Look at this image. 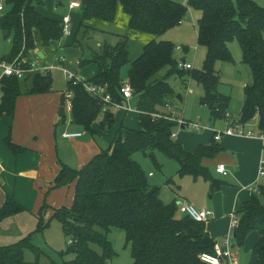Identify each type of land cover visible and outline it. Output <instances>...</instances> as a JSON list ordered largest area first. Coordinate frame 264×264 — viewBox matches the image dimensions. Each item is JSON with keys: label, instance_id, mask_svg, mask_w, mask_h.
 Returning <instances> with one entry per match:
<instances>
[{"label": "trees", "instance_id": "trees-1", "mask_svg": "<svg viewBox=\"0 0 264 264\" xmlns=\"http://www.w3.org/2000/svg\"><path fill=\"white\" fill-rule=\"evenodd\" d=\"M58 4L74 0H56ZM81 3V27L93 29V22L113 23L119 8L129 16V29L161 37L180 26L189 10L201 13L198 20V44L205 48L202 69H179L175 59L176 46L170 41L152 40L143 47L142 54L132 62L128 81L138 97L140 130L126 129L106 150L96 155L80 170L64 166L56 178L55 188L76 183L73 205L55 210L52 219L62 224L69 243L67 254H74L70 264H107L117 254L109 239L112 229L122 230L126 246L131 247L133 264H207L201 260L204 253L214 254L215 240L207 232L206 224L198 223L186 215L177 216L176 203L165 204L161 188L152 186L142 166L134 159L143 152L154 163L156 152L176 161L179 175L204 177L211 182V191L224 183L214 179L203 166L204 158H213L221 152L215 143L201 145L188 152L174 141L176 123L161 113L169 109L174 89L168 80L186 78L203 87L200 104L211 112V120L226 118L231 97L222 94L219 63L234 62L230 45L237 41L243 52L242 62L249 67L252 82L244 88V104L238 123L247 125L259 117L258 131L264 133V7L254 0H77ZM8 10L0 18L3 32L13 36V47L3 60L13 61L22 54L28 58L36 49L34 32L37 31L44 46L62 39L60 20L43 15V0H7ZM18 56V57H17ZM91 62L98 66V74L89 82L106 87L114 101L124 103L121 95L122 69L130 63L128 42L108 45L101 53L92 55ZM186 61V59H185ZM167 69L164 76L159 74ZM28 93L45 95L52 91V75L37 74ZM21 82L17 78L0 81V122L3 114L13 116L17 99L22 96ZM73 91L72 123L92 133V125L103 115L101 126L110 130L115 122L113 113H103V102L89 94L82 86L69 85ZM61 122L66 120L65 100L61 109ZM8 148L15 155L26 151L7 139ZM253 194L237 212L238 226L234 229V247L243 248L248 236L257 231L260 240L254 253L264 264V185ZM43 207L37 217L35 232L47 228ZM24 212L12 199L0 208V223ZM33 234V233H32ZM32 234L10 245H0V264L28 263L25 251L40 254L31 242ZM56 264V263H52Z\"/></svg>", "mask_w": 264, "mask_h": 264}, {"label": "crops", "instance_id": "crops-1", "mask_svg": "<svg viewBox=\"0 0 264 264\" xmlns=\"http://www.w3.org/2000/svg\"><path fill=\"white\" fill-rule=\"evenodd\" d=\"M0 5H4L2 0H0ZM69 5L68 10L73 18L74 35V31L77 30L76 23L78 26V22H76L77 16H74L73 12L79 10L81 19L82 13L81 9L71 11ZM4 8L3 16L7 12V8L5 6ZM39 11L41 12V9H39ZM61 20L62 18L60 21ZM1 33L6 37L10 36L3 32L0 24V34ZM36 33L38 36V47L35 36ZM73 35L67 40L72 38ZM34 37L36 49L30 52L28 58L24 59L33 60L39 57L43 62L51 63L56 57L64 55L62 47H64L63 41L65 39L52 42L50 46H48V48L53 46L52 52L48 55V48L41 42L37 31L34 32ZM66 46L68 47L69 44L67 43ZM3 51L4 50L0 48V61L11 53L2 54L4 53ZM82 61L83 59H77L76 61H70L67 59L65 66L88 79L98 74V66L92 64L90 66H96L97 71L93 73L92 76L88 77L87 74L89 72H85L86 68H83L80 65L78 66V62L82 63ZM54 72L62 73L61 71H53L50 74L52 75V78ZM221 75L223 78L222 72ZM29 80L31 81V84H33L32 78ZM24 81L26 82V80ZM65 84L66 86L64 89L54 91V88H52V91L45 95H31L28 93V89L24 90L22 88L23 94L17 99L14 115L9 116L3 114L1 118L0 208L5 204L7 199H12L17 205L21 206L24 209V212L11 218L12 220H17V222H19V219L22 221L23 219H27L28 221L33 220V222H38L37 217L45 206H47V212L52 210L54 214L55 210L61 208L60 205L64 201L62 193L64 187L55 188L54 185L62 168L68 166L72 169L80 170L96 155L105 150L102 148L99 139L103 136L106 137V135H104L105 132H100L99 130V128H102L101 122L103 121V115L92 125L93 132L90 134L86 133L82 127L72 123V112H69L68 110H66L65 122H61V109L65 99L64 94L69 88L67 81ZM248 84H246V86ZM22 85L23 84L21 83V86ZM26 88L29 87L26 85ZM132 112L134 113V110L131 112L120 110L113 113L115 116V124L110 130L106 131L111 137L110 142L112 144L118 138L120 132L124 133V131L128 129L126 121L128 119V113ZM136 112L139 122V112L137 110ZM240 113L234 117L229 115V119L227 118L225 121L227 126L226 129L232 127L234 122L238 121ZM255 121L256 124L254 123ZM97 122L100 124L99 126L97 125ZM258 124L259 117L257 116L252 123L245 125V127L249 130L257 131ZM212 127V125H209L208 128L210 129L204 130L205 134L203 133L194 140H190L187 144H185L186 138L184 135L175 132L176 136L174 141L181 144L188 152H194L201 145H211L213 143L219 145L222 149L221 152L213 158H204L202 164L211 171L215 180L223 182L224 185L219 190L212 193V196L210 197L211 182L204 177L195 179L192 176H185L194 179L191 188H186V185L182 184V181L184 182L186 179H182L181 184H177L173 180H170L169 183L174 184L176 189L177 206L180 203L187 202L195 205L199 209H209L214 212L215 217L206 225L207 232L215 241L221 242L230 234L232 215H236L242 206L251 200L253 194L258 193L259 188L264 185V179L259 178L260 163L264 159V143L259 139L236 136H224L220 141H215V131H213ZM133 129L140 130V128ZM182 129L185 128L182 127ZM66 133H78L82 134V136L79 138L68 139L64 136ZM114 133L115 139L113 140ZM8 138H10L15 145L25 148L26 151L19 155L13 154L6 144ZM112 144H110V146ZM220 164L226 165L228 169L227 176L216 172V167ZM210 167H213V169ZM149 177H153V174H149ZM199 179H203L205 183L200 184L198 182ZM259 240L260 235L257 231L252 232L248 236L245 246L241 248L243 249L244 256L235 252L238 258V264L257 263L258 258L254 253V250ZM236 249L237 248L234 247L235 251Z\"/></svg>", "mask_w": 264, "mask_h": 264}, {"label": "rangeland", "instance_id": "rangeland-1", "mask_svg": "<svg viewBox=\"0 0 264 264\" xmlns=\"http://www.w3.org/2000/svg\"><path fill=\"white\" fill-rule=\"evenodd\" d=\"M6 1L7 0H2L4 4L3 6H5L8 10ZM233 1L236 4V0ZM254 1L264 7V0ZM43 2L41 13L47 17L60 20L64 16L71 14L68 10L69 1L64 2L63 6H60L56 0H43ZM73 14L74 16H77V30L74 31L72 38L69 40H67L68 38H65L63 41L64 47H62L64 54L62 56L66 57L70 61H76L77 59H83V61H93L92 55L94 53H101L108 45L114 46L121 41H127L130 53V63L121 71V78L123 81H126L128 80V72L132 62L139 58L142 54L143 47L146 44L152 40H156L170 41L176 46V48L181 47V51H175V59L177 61H181L183 58H186V63L191 65L193 70L202 69L206 57V50L198 44V20L201 17V13L199 11L193 9L189 10L187 18L182 21L180 26L167 32L161 37H155L130 30L128 26L129 16L123 12L122 8H119L117 17L113 23L107 24L93 22L90 24V27H93V29L80 26L82 19L80 17L79 10L74 11ZM35 36L38 47L37 33ZM67 43L69 44L68 47L66 46ZM12 44L13 36L6 37L2 33L0 34V48L4 50V53L2 54L10 53ZM52 48L53 46L48 48V55L51 54ZM230 50L233 54L234 62L219 63L217 65V70L223 73L222 84L219 91L222 94L231 97V103L229 109L227 110V114L234 117L239 115L240 110L242 109L244 102L243 90L246 84L251 82L252 76L249 67L242 62L243 52L237 41L230 45ZM19 57H22V54L19 55ZM21 60H23V58H21ZM92 64L93 63L91 62H86L83 67L86 68L85 72H89L87 74L88 77L92 76L93 73L97 71L96 66H90ZM166 73L167 69L163 70L159 76H164ZM53 79L54 91H59L65 88L66 81L62 73L54 72ZM168 82L174 89L175 94L171 98L170 108L162 109L161 113L176 123L175 132H179L184 135L186 138L185 144L205 132L197 131L195 128H187L189 122L200 124L202 127L212 125L213 131H218L219 133L227 130L225 117L218 119L215 122L211 121L210 110L200 104V98L204 95L203 87L201 85L193 82L189 77L182 79L176 76L170 78ZM21 83L23 84L22 88L24 90L29 89L32 85L30 80ZM26 85L29 88H26ZM179 97H181V99H179ZM137 102L138 97L136 96L129 103L131 109L134 110V113H128L126 126H128L127 128L129 129L140 128L136 112ZM125 105L128 106V104ZM254 123L256 124V121ZM97 125L99 126L100 124L97 122ZM182 126L185 127V129H182ZM253 128L256 129L255 127ZM99 130L100 132H105L104 135H106V137L103 136L99 139L102 148L106 150L110 147V144H112L110 142L111 137L109 136V133L106 132L107 130L102 128H99ZM114 139L115 133L113 134V140ZM155 156L157 163H154L143 152L136 153L134 159L142 166L148 177L149 174H153V177H149V182L151 185L161 187V199L163 202L165 204L176 203V189L174 184L169 183V181L173 180L177 184H181L182 179H186L184 182L182 181V184L186 185V188H191L194 183V179L180 176L179 165L177 162L165 154L156 152ZM210 168L213 169V167ZM198 182L200 184L205 183L203 179H199ZM75 186L76 183H73L64 187L62 192L64 201L60 205L61 208L65 207L69 209L72 207L75 195ZM212 193L214 192H210V197L212 196ZM262 203L264 205V199H262ZM177 216H181L180 212L177 213ZM12 217L7 218L0 223V245L18 242L25 236L33 233L31 242L33 246L38 248L40 254L35 253L33 250H26L25 260L28 263L38 262L39 264H70V262L75 258L74 254H67V250L70 246V238L65 235L60 221L52 219V210L49 212L46 211L44 221L48 226L41 232H35L37 222H33V220L28 221L27 219H23V221L19 219V222H17V220H12ZM109 239L113 244L117 256L107 264H132L133 260L131 257V247H126L125 234L121 230L114 228L109 233ZM235 252L244 256L243 249L237 248Z\"/></svg>", "mask_w": 264, "mask_h": 264}, {"label": "built area", "instance_id": "built-area-1", "mask_svg": "<svg viewBox=\"0 0 264 264\" xmlns=\"http://www.w3.org/2000/svg\"><path fill=\"white\" fill-rule=\"evenodd\" d=\"M70 10L81 9V3L77 0L70 2ZM4 6L0 5V18L3 17ZM62 39L69 38L73 35V18L71 14H68L62 18ZM176 51H181V47H177ZM18 57L15 60L9 62L2 60L0 61V81L3 78H17L19 80H26L27 78L37 75H49L53 71H61L64 74L68 86L72 84L73 86H82L89 94L100 99L103 102V113H114L116 111L125 110L126 112H131L132 109L129 105L131 100L134 98V89L128 80L123 81L121 87V95L124 103L114 101L111 95L106 91V87L97 86L89 82V79L83 75L78 74L76 71H72L65 66L67 58L64 56H59L54 59L51 63L43 62L39 57L33 60L24 59ZM81 65L78 62V66ZM179 69L192 70V66L187 64L186 61H178ZM65 97V108L69 112L73 110V98L74 93L68 88ZM1 104V97H0ZM125 104H128L126 106ZM229 114H226V119H229ZM184 125V124H182ZM183 127V126H182ZM185 128V127H184ZM187 128H195L197 131H204L210 128L202 127L200 124L189 122ZM68 139L79 138L82 134L78 133H66L64 135ZM176 134L173 135L175 138ZM224 136H236L251 139H259L264 143V133L258 130H249L235 121L233 126L228 128L225 132L215 131V141H220ZM216 172L224 176L228 175V169L226 165L220 164L216 167ZM259 178L264 179V159L260 163L259 167ZM180 214L189 216L194 221L202 224H208L214 217V212L209 209H199L195 205L183 202L178 205ZM239 218L237 215H232V226L230 234L227 235L221 242H215L214 254L204 253L202 254L201 260L207 264H238V258L234 250V229L238 226ZM72 241H70V244Z\"/></svg>", "mask_w": 264, "mask_h": 264}, {"label": "water", "instance_id": "water-1", "mask_svg": "<svg viewBox=\"0 0 264 264\" xmlns=\"http://www.w3.org/2000/svg\"><path fill=\"white\" fill-rule=\"evenodd\" d=\"M60 6H62V3H60ZM182 61L184 62V61H185V59H182ZM179 99H181V97H179Z\"/></svg>", "mask_w": 264, "mask_h": 264}]
</instances>
